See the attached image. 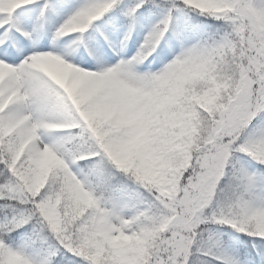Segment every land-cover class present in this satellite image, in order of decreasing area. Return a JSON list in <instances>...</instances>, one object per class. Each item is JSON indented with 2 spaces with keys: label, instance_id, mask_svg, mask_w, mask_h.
Masks as SVG:
<instances>
[{
  "label": "snow or ice",
  "instance_id": "snow-or-ice-1",
  "mask_svg": "<svg viewBox=\"0 0 264 264\" xmlns=\"http://www.w3.org/2000/svg\"><path fill=\"white\" fill-rule=\"evenodd\" d=\"M0 264H264V0H0Z\"/></svg>",
  "mask_w": 264,
  "mask_h": 264
}]
</instances>
